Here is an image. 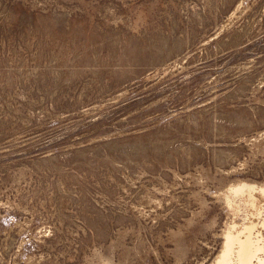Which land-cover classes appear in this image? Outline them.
Here are the masks:
<instances>
[{
	"label": "rangeland",
	"instance_id": "rangeland-1",
	"mask_svg": "<svg viewBox=\"0 0 264 264\" xmlns=\"http://www.w3.org/2000/svg\"><path fill=\"white\" fill-rule=\"evenodd\" d=\"M238 180L264 0H0V264H215Z\"/></svg>",
	"mask_w": 264,
	"mask_h": 264
},
{
	"label": "bare ground",
	"instance_id": "bare-ground-1",
	"mask_svg": "<svg viewBox=\"0 0 264 264\" xmlns=\"http://www.w3.org/2000/svg\"><path fill=\"white\" fill-rule=\"evenodd\" d=\"M249 182L238 180L222 193L228 210L245 220L224 229L223 247L215 264H264V190Z\"/></svg>",
	"mask_w": 264,
	"mask_h": 264
}]
</instances>
